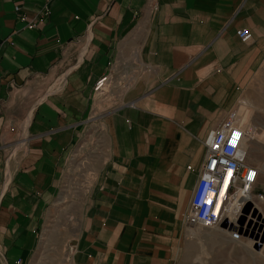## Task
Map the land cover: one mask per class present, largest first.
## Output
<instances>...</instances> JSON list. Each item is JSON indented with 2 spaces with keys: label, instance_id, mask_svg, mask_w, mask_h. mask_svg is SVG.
<instances>
[{
  "label": "crops",
  "instance_id": "obj_1",
  "mask_svg": "<svg viewBox=\"0 0 264 264\" xmlns=\"http://www.w3.org/2000/svg\"><path fill=\"white\" fill-rule=\"evenodd\" d=\"M147 1L0 0V264L30 263L109 71L104 150L62 262L175 264L204 140L258 65L264 0Z\"/></svg>",
  "mask_w": 264,
  "mask_h": 264
},
{
  "label": "rangeland",
  "instance_id": "obj_2",
  "mask_svg": "<svg viewBox=\"0 0 264 264\" xmlns=\"http://www.w3.org/2000/svg\"><path fill=\"white\" fill-rule=\"evenodd\" d=\"M259 51L257 67L243 73L247 79L227 115L246 129L248 162L260 170L252 192L254 196L248 201L251 208L246 210L245 203L242 202L236 220L240 229H244L243 238L232 241L228 231L220 227H185L175 264H264V47ZM111 93L94 98L93 109L69 159L60 193L49 208L29 264H67L62 262L68 250L66 246L77 233L80 208L89 186V183H83L84 180L80 179L90 177L86 164L98 163L104 150L103 118L114 105L111 103ZM95 103L97 109H94ZM97 112H103L104 116L96 119ZM259 193H262V197L258 196ZM253 208L260 226L257 222L246 219ZM259 229L260 238L256 236Z\"/></svg>",
  "mask_w": 264,
  "mask_h": 264
},
{
  "label": "built area",
  "instance_id": "obj_3",
  "mask_svg": "<svg viewBox=\"0 0 264 264\" xmlns=\"http://www.w3.org/2000/svg\"><path fill=\"white\" fill-rule=\"evenodd\" d=\"M158 0H148L147 8L155 10ZM20 13V7L14 6ZM21 20L25 16L20 14ZM33 23L27 24L32 27ZM238 38L248 43L252 39L248 28L236 31ZM116 84L111 71L97 78L93 84V100L107 94ZM247 131L231 116H227L204 140L205 160L192 187L189 207L182 213L184 227L200 226L205 228H225L232 241L243 238L244 229L236 223L240 213L242 197L252 194L259 177V170L248 162L245 146ZM253 195V194H252ZM258 196L262 197V193ZM227 221V226L222 223Z\"/></svg>",
  "mask_w": 264,
  "mask_h": 264
},
{
  "label": "bare ground",
  "instance_id": "obj_4",
  "mask_svg": "<svg viewBox=\"0 0 264 264\" xmlns=\"http://www.w3.org/2000/svg\"><path fill=\"white\" fill-rule=\"evenodd\" d=\"M239 119H240V117H239ZM241 120V119H240ZM241 123H242V125H243V122L241 121ZM244 126V125H243ZM258 168V167H257ZM258 170H259V168H258ZM259 172H260V170H259ZM252 196H254V195H252V194H249V195H246V196H244V197H242L241 196V194L239 195V200H240V204L243 202V203H246V202H248L251 198H252ZM253 210V212H251V214H248L247 215V217H246V219L247 220H250V221H252V222H257V224L260 226V223L256 220V218H257V215L255 214V212H254V208L252 209ZM221 228V227H220ZM225 229V228H224ZM226 230V229H225ZM261 229H259L258 230V233L256 234V236H258L259 238H260V233H261V231H260ZM226 231H228V230H226ZM217 236V235H216ZM258 238V239H259ZM243 242V241H242Z\"/></svg>",
  "mask_w": 264,
  "mask_h": 264
},
{
  "label": "water",
  "instance_id": "obj_5",
  "mask_svg": "<svg viewBox=\"0 0 264 264\" xmlns=\"http://www.w3.org/2000/svg\"><path fill=\"white\" fill-rule=\"evenodd\" d=\"M245 208H246V210H248L249 208H251V204H250L249 202H246V203H245ZM222 226H223V227H226V226H227V221H224V222L222 223Z\"/></svg>",
  "mask_w": 264,
  "mask_h": 264
}]
</instances>
